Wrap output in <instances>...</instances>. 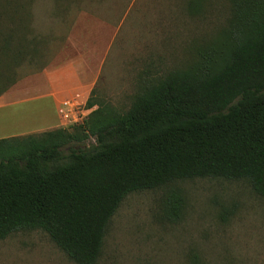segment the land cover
<instances>
[{
  "label": "trees",
  "instance_id": "obj_1",
  "mask_svg": "<svg viewBox=\"0 0 264 264\" xmlns=\"http://www.w3.org/2000/svg\"><path fill=\"white\" fill-rule=\"evenodd\" d=\"M35 1L0 0V96L42 44ZM232 1L228 29L189 68L145 82L128 110L91 95L71 130L0 139V240L41 230L76 264H96L132 193L213 178L264 197V0ZM183 210L170 189L164 218Z\"/></svg>",
  "mask_w": 264,
  "mask_h": 264
},
{
  "label": "rangeland",
  "instance_id": "obj_2",
  "mask_svg": "<svg viewBox=\"0 0 264 264\" xmlns=\"http://www.w3.org/2000/svg\"><path fill=\"white\" fill-rule=\"evenodd\" d=\"M232 2L36 0L33 27L42 44L18 68L19 80L7 93L39 87L50 60L79 55L96 75L90 96L128 110L145 82L189 68L228 29ZM85 105L63 117L62 128L82 123L90 113ZM47 113L42 100L1 106L0 139L56 130ZM172 188L184 199L177 222L163 215ZM0 264L76 263L47 233L24 230L0 240ZM96 264H264V197L248 181L213 178L132 193L113 216Z\"/></svg>",
  "mask_w": 264,
  "mask_h": 264
},
{
  "label": "crops",
  "instance_id": "obj_3",
  "mask_svg": "<svg viewBox=\"0 0 264 264\" xmlns=\"http://www.w3.org/2000/svg\"><path fill=\"white\" fill-rule=\"evenodd\" d=\"M40 75L42 84L39 87L23 91L21 95L18 92L16 96L4 93L0 97V107L31 100L45 101L54 127L62 128L65 122L63 113L70 110L64 104L70 103L78 107L85 104L95 85L96 75L79 55L54 59ZM46 112L45 109L41 115H46ZM75 112L76 109L72 110L73 115Z\"/></svg>",
  "mask_w": 264,
  "mask_h": 264
},
{
  "label": "built area",
  "instance_id": "obj_4",
  "mask_svg": "<svg viewBox=\"0 0 264 264\" xmlns=\"http://www.w3.org/2000/svg\"><path fill=\"white\" fill-rule=\"evenodd\" d=\"M64 105H65V107H68V106L70 107V110H67L63 113V117L65 118V120H69L70 117L73 115L72 110L75 111V109L78 107V105H72L70 103H65ZM74 120H75L74 122H77V119H74Z\"/></svg>",
  "mask_w": 264,
  "mask_h": 264
}]
</instances>
